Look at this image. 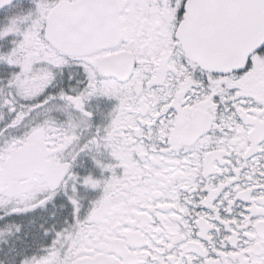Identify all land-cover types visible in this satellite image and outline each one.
Returning a JSON list of instances; mask_svg holds the SVG:
<instances>
[{
  "label": "snow or ice",
  "instance_id": "obj_1",
  "mask_svg": "<svg viewBox=\"0 0 264 264\" xmlns=\"http://www.w3.org/2000/svg\"><path fill=\"white\" fill-rule=\"evenodd\" d=\"M0 264H264V0H0Z\"/></svg>",
  "mask_w": 264,
  "mask_h": 264
},
{
  "label": "flooded vegetation",
  "instance_id": "obj_2",
  "mask_svg": "<svg viewBox=\"0 0 264 264\" xmlns=\"http://www.w3.org/2000/svg\"><path fill=\"white\" fill-rule=\"evenodd\" d=\"M114 103V102H113ZM111 105H109V107H110ZM93 172H94V175L97 177V178H99V176H100V172H99V170L98 169H93ZM99 191H96V192H93V193H91V196L94 198V197H98L99 196Z\"/></svg>",
  "mask_w": 264,
  "mask_h": 264
}]
</instances>
